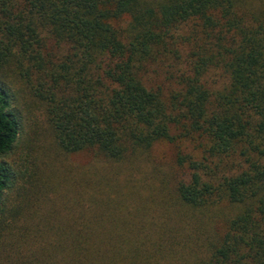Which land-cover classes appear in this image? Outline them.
Segmentation results:
<instances>
[{
  "label": "trees",
  "instance_id": "1",
  "mask_svg": "<svg viewBox=\"0 0 264 264\" xmlns=\"http://www.w3.org/2000/svg\"><path fill=\"white\" fill-rule=\"evenodd\" d=\"M0 264H264V0H0Z\"/></svg>",
  "mask_w": 264,
  "mask_h": 264
}]
</instances>
